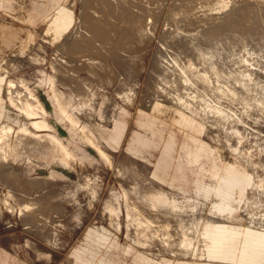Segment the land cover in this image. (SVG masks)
Wrapping results in <instances>:
<instances>
[{
  "label": "rangeland",
  "instance_id": "obj_1",
  "mask_svg": "<svg viewBox=\"0 0 264 264\" xmlns=\"http://www.w3.org/2000/svg\"><path fill=\"white\" fill-rule=\"evenodd\" d=\"M81 1L89 3L90 0ZM156 1H158L156 5L152 3L153 1L150 2L152 11L145 21L148 22L145 24L148 42L144 45V42H141L140 48L132 54L135 64L137 61L142 63L139 77L127 80L126 76L131 77L128 75L131 72L126 73L121 60L109 58L113 54L111 51H114L112 49L115 42L112 39L113 47L109 48L105 42L106 38L103 39L106 45L100 44L104 36L99 39L100 42L98 39L96 41L91 39L92 42H96L92 47H88L92 44L89 38L86 39L89 42L79 40L74 48L80 49L73 50L77 54L82 52L84 57L81 55L76 57L72 53L70 55L68 51L66 55L64 48H61L64 42L72 37L75 29L80 27L78 30L84 32L82 26L78 25L83 22L80 19L82 16L80 0H0V128L2 125L7 127L4 140L7 144L4 141L0 143L2 145L0 148L5 149L0 150V250L10 257L12 264H74L71 252L80 244L89 249L87 255L93 262L102 259L104 264H133V256H127L124 248L129 245L133 255L139 252L140 248L129 243L122 231L111 229L106 222L99 219L100 203L88 213L80 229L69 236L64 234V240L60 239V233L62 218L65 220V230L67 229L68 217L65 209L67 204L73 207L82 203L86 199H83V195L91 194V191L97 193L100 190V196H103L107 187H119L118 178L113 169L108 167V162L92 158L93 155H131L126 150L121 152L120 150L130 143L132 132L137 128L139 115L137 106L139 110H158L178 115L169 117L179 123H185L188 119L195 122L197 128L191 130L179 129L170 123L160 122V129L172 132L176 140L168 169V173L175 177L173 185L176 190L183 187L191 192L195 181L206 180L212 170L223 165L229 169L237 168L244 173L242 177H229L238 179L239 187L234 195L230 191V186H227V190L230 191L227 197L223 193L224 197L213 203L204 201L182 206L183 221L179 236L185 237L183 231L186 233L193 229L200 231L204 222H221L222 225H215L218 227L211 236L209 235V239L203 241L211 243L213 251L218 254L216 257L227 262L209 260V263L264 264V56H255L253 53L239 56L230 64L223 66L222 71H210L204 60L198 56L195 57L197 60H192L188 53L183 52L181 48L175 49L169 43L168 38L171 36L168 34L177 32L171 19L178 18L182 13L189 14L191 11L197 13L211 10L220 13L230 6L232 0ZM241 1L246 0H236L238 6L236 9L241 8L235 9L237 13H234L240 15L243 11L240 17L242 19L244 15L245 19H242L244 26L241 23V29L253 22L250 24L252 27L248 28L254 30L259 28L258 32H261L259 35L253 29L245 27L246 29L242 30L244 35L242 33L241 36L243 39L249 38L250 41L246 43L254 45L252 48H256L257 41L258 45L260 43V46H263L264 42L259 37L264 33L262 24L260 20L254 22L259 18H252H257L261 14L257 11L258 5L261 4L264 10V0H257L255 3L250 0L248 3ZM246 9H250L249 13L244 12ZM89 10V13L92 12V9ZM250 11L253 12V17L250 18L251 22H248L250 15L246 16V13L250 14ZM84 16L87 17L85 14ZM86 19L89 24V18ZM257 23L259 27L255 25ZM227 28L231 32L230 26ZM89 29L86 27L84 35L91 37V32L95 30L89 32ZM241 29L239 33L242 32ZM249 30L252 31L250 35ZM79 33L81 36L79 37L82 38L83 33ZM253 37L256 38V42L252 40ZM141 52L143 61L139 60ZM95 54L108 57L99 58ZM163 57L166 60L165 64ZM99 59L101 62L107 60L104 61L106 64L103 62L105 66ZM156 59L158 64L161 60V64L167 68L168 84L158 82L152 68ZM110 66L115 68L114 72ZM107 70L110 73L106 72ZM117 74L123 75L119 78ZM9 82L14 85V92L11 91L13 96L7 92ZM154 82L158 86L154 89L149 88ZM120 83H125L126 89ZM119 84L123 88L118 87ZM161 96L166 100L162 98L163 101H160ZM119 98L131 99L133 103L128 107L130 115L120 141V148L113 153L107 146V134L102 133V136L96 134V137L71 112L81 120L86 121L89 116H100L102 118L100 121L108 122L103 112L107 114L112 112ZM175 99L180 102L187 101L191 108L180 107L170 101ZM124 115L122 110L115 119L116 140ZM52 123L54 128L50 127ZM190 135L198 139L205 138L208 151H201L197 156L189 154L188 150L193 146ZM36 138L41 139L43 145L36 147L37 150L34 149L35 144H31ZM154 141L156 146L153 151L141 146L140 154L157 165L160 156L168 154L163 152L162 141L155 139ZM25 143L28 144L27 147ZM5 152L7 154L3 155ZM8 166L20 176H16L19 179H15V186L8 183V174L4 173ZM62 166L69 167L72 171L71 176L61 174ZM51 167L54 170L52 176H48ZM86 167L92 175L87 173ZM77 171L78 175L73 174ZM43 181L46 182L41 183ZM27 182H30V185ZM33 182L39 183L40 185H37L40 187L41 184L46 185L41 190L36 185L32 186ZM230 184L231 182H228V185ZM42 197L41 202L36 201ZM212 209L222 217L209 218L214 212ZM109 211L111 214L119 215L116 210ZM234 225H239L242 229L231 228ZM91 226L108 228L109 238L102 242L94 233L85 238ZM187 238V243L196 248L198 241ZM166 243L173 247L174 240ZM154 259L161 261V264H182L185 261H190L191 264L202 263V260H185L169 253H163Z\"/></svg>",
  "mask_w": 264,
  "mask_h": 264
},
{
  "label": "crops",
  "instance_id": "obj_2",
  "mask_svg": "<svg viewBox=\"0 0 264 264\" xmlns=\"http://www.w3.org/2000/svg\"><path fill=\"white\" fill-rule=\"evenodd\" d=\"M119 100H116L117 104L112 112L108 114L103 112L107 116L108 122L100 121L102 119L100 116H89L87 117L88 120H81L75 113L71 112V114L79 122L85 124L95 136L96 134L99 136H102V133H104V135L107 134V146L113 153H116L120 148V141L130 115L128 107L133 103L131 99H122L120 100L121 102H119ZM137 108L139 111L137 128L132 132L130 143L124 149L120 150V152L126 150L131 155H93L94 157L92 158V160L100 159L108 162V167L113 169L115 176L118 178L119 187H107L103 196H100V190L97 193L91 191V194L83 195V199H86L82 201V203L76 206L73 205V207L71 204H67L66 208L64 207L67 210L66 216L68 217L66 221L67 229L65 230V220L62 218L60 239L64 240V234L69 236L80 229L84 225L88 213L94 209L97 203H100L98 209L99 219L106 222L111 229L118 232L122 231L129 243L140 248V251L136 252L134 255L129 245H126L124 248V252L127 256H133V264H161V261L155 260L154 258L163 253H169L185 260H202L201 264H211L209 260L227 262V260L216 257L218 254L213 251L211 243L203 241L209 239V235L211 236L218 227L215 225H222L221 222H204L200 231H194V229L190 231V233L183 231L185 237L179 236L181 233V223L183 221L181 208L182 206H191L204 201L206 203H213V201L228 195L230 191L234 195L235 190L239 187L237 182L238 179H229V177H242L244 173L240 172L237 168L229 169L223 165L221 168L212 170L209 178L206 180L195 181L196 183L191 192L183 187L176 190L173 185L175 177L168 173L170 160L173 157L172 153L175 151L176 140L172 132L160 129V122H167L179 129L186 130H191L196 127L195 122L188 119L185 123H179L169 117L174 115L173 113H163L158 110H139L138 106ZM122 110L125 115L122 126L119 129L118 140H116L115 119ZM174 116L178 117V115ZM50 127L54 128V124H50ZM190 138L192 139L193 146L188 150L189 154L197 156L201 151H208L205 138L198 139L192 135H190ZM154 139L156 141H162L163 152L168 154L161 155L157 165H154L140 154L141 146L148 148L150 151L155 149L156 142ZM210 149L212 150V148ZM89 166L95 170L97 169L93 165ZM60 169L62 175L71 176L72 171H70L69 167L62 166ZM53 170L54 169L51 167L50 175L48 176H52L51 173H53ZM86 171L89 175H92V173L87 170V167ZM73 174L78 175V171ZM144 181L145 183L155 182L158 186H155L154 183H151L153 185L144 184ZM228 182H231V184L228 185ZM146 186L148 187L146 188ZM227 186H230V191L227 190ZM147 189H149L148 192H146ZM218 191H220V193H218ZM223 193H225V195ZM109 209L116 210L119 215L116 216L111 214ZM231 228L238 230L242 229L239 225L231 226ZM109 232L110 230L104 226L98 228L91 226L85 238H88L89 234L94 233L100 241L105 242L109 238ZM202 234H204V236ZM186 237L193 241L197 240V247L194 248L187 243ZM169 240H174L173 247L167 245L166 241ZM88 250L89 249L84 244L75 247L71 252L72 260H74L75 263L78 262L81 264H104L102 259L93 262L92 258L87 255ZM0 264H12L10 257L1 250ZM182 264L191 263L190 261H185Z\"/></svg>",
  "mask_w": 264,
  "mask_h": 264
},
{
  "label": "bare ground",
  "instance_id": "obj_3",
  "mask_svg": "<svg viewBox=\"0 0 264 264\" xmlns=\"http://www.w3.org/2000/svg\"><path fill=\"white\" fill-rule=\"evenodd\" d=\"M153 1V2H152ZM179 1V0H178ZM193 1V0H192ZM245 1V0H244ZM248 0H246L245 2L241 1L242 3H246ZM252 3H255L257 0H250ZM84 2H87V1H84ZM84 2L82 3V1L80 0V9H81V15L84 17L81 16L80 19H82L81 21L85 22H81L80 24L78 25H81L82 29L84 32L82 31H79L80 29L77 28L75 29L76 31L73 33L72 37L70 39H67L64 44L61 46V48H64V51L66 52V55L69 54L70 52V55L72 53L73 56H78V55H81L84 57V55L82 54V52L80 54H77V52H75L74 50H79L80 48L78 47L77 45V49H75L74 47L76 46L75 44H77V42H79V40H85V41H88L86 40L87 38H89L90 40L93 39V40H97L98 39V42L99 39L101 37L104 36V38H102V42H100V44L102 43L103 45H108L107 48L111 47L112 46V41L111 39L115 42L114 43V48L112 50L114 51H110L113 52V54L109 57V58H115L117 60H121L120 62H122L123 64V68H126V73H130L131 74H128L130 75L131 77L129 76H126L127 77V80L129 79H135V78H138L139 77V71H140V68H141V65L142 63H140L139 61H137V64L134 63V59L132 58V54L134 53V51L138 50L140 48V45H141V42H144L143 45L148 42V37L146 35V26L145 24L147 25V23H145V21L147 20V17L149 15V13L152 11V8L150 7V2H152L154 5L158 4L156 0H90L89 3L87 2V4L83 5ZM188 2V1H187ZM249 2V1H248ZM247 2V3H248ZM156 3V4H155ZM160 3V2H159ZM180 3V2H179ZM241 3L242 7L243 4ZM261 3V2H259ZM184 4V3H183ZM240 4V2L238 3V5ZM177 5V4H176ZM237 5V2L236 0H232V3L230 4V6L224 10H221L220 13H216V12H213L211 10L209 11H205V12H190L189 14H185V13H182L178 18L174 19L172 18L171 21H172V24L175 26L176 28V31L175 33H169L168 35L171 36L168 38V40L170 41L169 43L174 46L175 49H178V48H181V50L183 52H186L189 54V56H191V59L194 60L196 56H198L199 59L201 60H204L205 63H207L210 71L212 70H215V72H220L222 71V67L223 66H226L228 64H230V62H233L234 60H236V58H238L239 56H247V55H250L251 53H253L255 56H264V45L260 46V43L258 45L257 41L256 42V38L253 37L252 40H255L257 46L256 48H252L254 47L251 46V44L249 45L248 43H246V41H250L249 38L247 40V38L243 39L242 38V33H243V29H246L248 28V26H251L253 24V22L250 21V18L253 17L251 11H250V14H247L249 13V10L250 9H246L244 12H247L246 13V16L249 17V21L248 22H251L248 26L246 25L243 29H241V25L243 24V21L242 19L245 17L244 15L243 18L241 19L239 13L236 15L234 13H237L235 11L236 6ZM249 6V4H245V6ZM251 5V4H250ZM253 5V4H252ZM255 5V4H254ZM253 5V6H254ZM261 5V4H260ZM258 5L256 8H257V11H260L261 14H259V17H256L257 18H252V19H258V20H253L255 23L257 21L260 20L261 24H262V30L264 31V10H262V6ZM173 7V5H172ZM171 7V8H172ZM178 7V6H177ZM241 8V7H240ZM238 8V9H240ZM251 8V6H250ZM254 8V7H253ZM255 8V10H256ZM79 9V11H80ZM91 10L92 9V12H88V10ZM236 9V10H238ZM259 9V10H258ZM89 10V11H90ZM242 10V9H241ZM244 10V8H243ZM235 11V12H234ZM256 13V12H255ZM254 13V14H255ZM84 14L89 18V25L86 21L88 19L85 18ZM90 16H88V15ZM245 14V13H244ZM258 15V14H257ZM261 15V16H260ZM80 16V15H79ZM78 18V20H79ZM245 19V18H244ZM251 19V20H252ZM78 20H76L78 22ZM248 20V19H247ZM245 20V21H247ZM231 21V22H230ZM247 22V23H248ZM79 23V22H78ZM242 23V24H241ZM246 23V22H245ZM259 23V22H258ZM257 23V24H258ZM82 24H85V25H82ZM88 24V25H87ZM255 24L256 26L259 27V24L257 25ZM77 25V24H76ZM84 26L87 27V30L89 29V32H91L92 30H95L94 32H91V37L90 36H86L84 35V33L86 32V27L84 28ZM230 26L231 28V32L229 31L230 29H228L227 27ZM244 26V24H243ZM254 26V25H253ZM255 26V27H256ZM252 27V26H251ZM250 27V28H251ZM257 27V28H258ZM261 27V26H260ZM76 28V26H75ZM248 28V29H250ZM255 28V29H257ZM79 29V30H78ZM240 29H241V33L240 32ZM247 29V30H248ZM253 29V28H251ZM78 30V31H77ZM246 30V32H247ZM259 30V28H258ZM258 30H254L256 33L258 32ZM74 31V30H73ZM83 33L82 35V38H80V33ZM89 32L87 33V35H89ZM245 32V35H247V33ZM250 31L249 30V35H250ZM259 35L261 32H258ZM244 35V33H243ZM80 36V37H79ZM253 36H254V32H253ZM80 39H79V38ZM248 37V36H247ZM252 37V35L250 36ZM261 37V41L264 42V33H263V36H259ZM107 41L106 44H104V41L103 39H105ZM257 38H258V35H257ZM259 39V38H258ZM71 40V41H70ZM108 40L110 42H108ZM91 40V45H88L89 46H93V43L96 44V42ZM117 41V43H116ZM89 42V41H88ZM97 42V43H98ZM112 42V43H111ZM168 43V42H167ZM82 44V42H81ZM85 44V42H84ZM89 44V43H87ZM117 44V45H116ZM103 45H101L102 47H104ZM142 45V46H143ZM99 46V45H97ZM146 46V45H145ZM82 47H85V46H82ZM81 47V48H82ZM105 47V49H107ZM113 47V46H112ZM74 48V50H73ZM100 48V47H99ZM89 49V48H88ZM144 49V48H143ZM63 50V49H62ZM82 50V49H81ZM83 50L86 51V48H84ZM91 50V49H90ZM93 50V49H92ZM98 50V49H97ZM102 50V49H101ZM100 50V51H101ZM108 50V51H109ZM67 51H68V54H67ZM83 51V52H85ZM109 51V52H110ZM63 52V51H61ZM75 52V53H74ZM104 52V51H103ZM137 52V51H136ZM90 52H88V55ZM93 53H96L93 51ZM64 54V53H63ZM86 54V53H85ZM104 54V53H103ZM105 54L106 51H105ZM111 54V53H109ZM65 55V54H64ZM65 55V56H66ZM69 55V56H70ZM96 55V54H95ZM163 55V54H162ZM72 56V57H73ZM86 56V55H85ZM94 56V55H93ZM97 56V55H96ZM102 57V58H107L106 56H101L100 54H98L97 57ZM187 56V55H186ZM75 57V58H76ZM87 57V56H86ZM99 57V58H100ZM165 57V56H164ZM163 57V63L165 64L166 60L165 58ZM74 58V57H73ZM72 58V59H73ZM80 58V56H79ZM108 58V59H109ZM90 59V58H89ZM98 59V58H97ZM96 60V59H95ZM101 59H99L100 61ZM103 60V59H102ZM106 60V59H105ZM104 60V61H105ZM111 60V59H110ZM109 60V61H110ZM139 60L143 61V52L140 53L139 55ZM197 60V59H195ZM76 61V60H74ZM103 61V62H104ZM107 61V60H106ZM101 62V61H100ZM103 62H101L103 64ZM112 62V61H111ZM110 62V64H111ZM116 62V61H115ZM106 64V62H104ZM119 62L117 61V64ZM88 64V63H86ZM105 64H103L105 66ZM108 64V63H107ZM116 64V63H115ZM121 64V63H120ZM121 64V65H122ZM164 64H161V60H160V63L158 64L157 62V59L153 62V65H152V68L155 72V75L158 79V82L160 83H164V84H168L169 81H168V72H167V68ZM92 65V64H91ZM94 65V64H93ZM113 65H114V62H113ZM120 65V66H121ZM90 66V65H88ZM91 67V66H90ZM95 67V65H94ZM92 67V68H94ZM122 67V66H121ZM220 67V68H218ZM91 68V69H92ZM103 68V67H102ZM107 68V67H106ZM118 70H119V67L117 66ZM122 68V69H123ZM90 69V68H89ZM110 69L113 70L114 72V69L113 67L111 68L110 66ZM121 69V71H123ZM93 70V69H92ZM101 70V69H100ZM109 70V69H108ZM106 71V72H109V71ZM102 73L105 71L101 70ZM112 72V73H113ZM116 72V71H115ZM224 72V71H223ZM110 73V72H109ZM125 72H123L124 74ZM125 73V74H126ZM115 74V73H113ZM123 74H120L118 75L119 78L121 75ZM111 75V74H110ZM112 76V75H111ZM116 76V74H115ZM109 77V76H108ZM114 77V75H113ZM125 77V76H124ZM115 78V77H114ZM118 78V79H119ZM122 79V78H121ZM120 79V80H121ZM105 80V79H104ZM119 80V81H120ZM74 81V79H73ZM117 81V80H116ZM118 82V81H117ZM121 82V81H120ZM124 82V81H122ZM128 82V81H127ZM121 85L123 83H120ZM120 84L118 85V87H120ZM127 84V83H126ZM78 85V84H77ZM109 85V84H108ZM116 85V83H115ZM124 85V88H125V83L123 84ZM122 85V86H123ZM128 85V84H127ZM117 86V85H116ZM121 86V87H122ZM158 85H156V82L154 83H151L149 88L151 89H154L156 88ZM13 87L14 85L9 82L8 86H7V92H8V95L11 94V91H13ZM71 87V86H70ZM73 87V86H72ZM113 87V86H112ZM120 87V88H121ZM74 88V87H73ZM123 88V87H122ZM76 89V88H75ZM79 89V88H77ZM90 89V88H89ZM126 89V88H125ZM74 90V89H73ZM121 90V89H120ZM117 91H118V88H117ZM123 91V89L121 90ZM16 92H19L20 91L16 90ZM120 93V91H119ZM14 94V93H13ZM12 95V94H11ZM15 95V94H14ZM13 96V95H12ZM163 97L161 96L160 98V101H163L162 99ZM10 99H11V96H10ZM166 100V99H164ZM172 102H174L175 104H177L178 106H186L188 107L189 109L191 108L190 104L187 102V101H179L177 99L175 100H170ZM10 102V101H9ZM169 102V101H168ZM169 108H173L171 106H169ZM171 110V109H170ZM6 132H7V127H2L0 128V143L3 142L5 139H6ZM28 141V140H27ZM26 141V143H28ZM30 141V140H29ZM41 139H34V143L31 142V144H35V147H41L43 146L42 143H41ZM6 141H4L5 143ZM25 143V146L27 147V145L29 144H26ZM7 144V142L5 143ZM30 145V144H29ZM31 145V146H32ZM2 146V145H0ZM4 146V145H3ZM10 146V144L8 145V147ZM7 147V148H8ZM11 147H13V145L11 144ZM5 148V147H4ZM43 148V147H42ZM250 148V147H249ZM3 149V148H2ZM2 149L0 148V150L2 151ZM33 149V150H34ZM38 149V148H37ZM35 149V150H37ZM248 149V148H247ZM246 149V150H247ZM5 149H3L4 151ZM41 150V149H39ZM43 150V149H42ZM249 150V149H248ZM1 153V152H0ZM253 153V152H252ZM7 152H5L3 155H6ZM2 155V154H1ZM254 156V155H253ZM5 158V157H4ZM127 158V157H126ZM125 159V158H124ZM256 158H254L255 160ZM127 161V160H126ZM264 161V160H263ZM261 163V162H260ZM136 165V164H135ZM7 166V165H6ZM5 166V167H6ZM132 166V165H131ZM134 166V164H133ZM138 166V165H137ZM142 166V165H141ZM130 167V166H129ZM135 167V166H134ZM125 168V167H124ZM142 168V167H141ZM140 168V170H141ZM137 169V168H136ZM128 170V169H127ZM132 170V169H131ZM131 170H130V174H131ZM135 171V170H134ZM133 171V172H134ZM143 171V170H142ZM141 172V171H140ZM6 174H8V177H9V181L8 183H10L11 185L13 184L15 186V179L17 177H20V176H17L15 174V171H13V168L8 166L7 170L4 172ZM138 173V172H137ZM144 173V171H143ZM142 173V174H143ZM148 174V173H147ZM146 175V174H145ZM17 176V177H16ZM135 177V176H134ZM138 177V176H137ZM144 177V176H143ZM149 179H151L150 177H147ZM19 179V178H17ZM143 179V178H142ZM148 179V180H149ZM140 180V179H139ZM41 181V180H40ZM138 181V180H137ZM142 181V180H141ZM151 181V180H150ZM20 182V181H19ZM46 181H43L41 183H45ZM21 183V182H20ZM25 183V182H24ZM28 185H30L29 183L30 182H27ZM36 183V184H35ZM151 183H154L155 186H158V184L156 185L155 182H151ZM151 183H145L144 181V184H148L150 185ZM39 183L37 182H33V185L31 183L32 186H38L40 187L39 185H37ZM139 184V183H138ZM46 185V184H44ZM41 184V190H42V187L44 186ZM153 185V184H151ZM137 186V185H136ZM148 186H146L147 188ZM154 187V186H153ZM138 188V187H136ZM142 188V187H141ZM145 188V187H144ZM150 188V186H149ZM44 189V187H43ZM161 189V187H160ZM149 189L146 190V192H148ZM144 191V190H143ZM142 191V192H143ZM151 191V190H150ZM40 200V201H39ZM43 200V197L36 200V201H39L41 202ZM213 200V199H212ZM45 202V201H44ZM43 202V203H44ZM48 202V201H47ZM30 205V204H29ZM33 203H31V207H32ZM44 205V204H43ZM50 205V204H49ZM26 207V206H25ZM29 207V206H28ZM42 207V206H41ZM28 209V208H27ZM45 209V208H44ZM51 209V207L49 208ZM205 209V208H204ZM23 210V208H22ZM32 210V209H30ZM39 210V209H38ZM43 210V208L41 209ZM28 211V210H27ZM40 211V210H39ZM45 211V210H44ZM43 211V212H44ZM48 211V210H47ZM52 211V210H51ZM211 211H214V209H212ZM23 212L22 211V215H23ZM21 213V212H20ZM38 213V212H37ZM42 213V212H40ZM39 213V214H40ZM46 213V211H45ZM43 213V214H45ZM49 213V212H48ZM21 215V214H20ZM33 216V215H32ZM48 216V215H47ZM44 217V216H43ZM222 216L214 211L212 215L209 216V218L211 219H218V218H221ZM207 218V217H206ZM38 219V218H37ZM36 219V220H37ZM39 220V219H38ZM34 222V221H33ZM166 222V221H165ZM45 226V225H44ZM41 227V226H40ZM166 228V227H165ZM166 231V230H165ZM169 234V233H168ZM259 242V241H258Z\"/></svg>",
  "mask_w": 264,
  "mask_h": 264
}]
</instances>
